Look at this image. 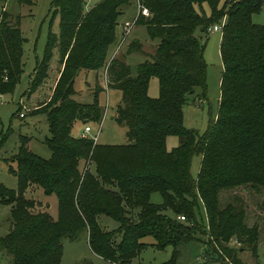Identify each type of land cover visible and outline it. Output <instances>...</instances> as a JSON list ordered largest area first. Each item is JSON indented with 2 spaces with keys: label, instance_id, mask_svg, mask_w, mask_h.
Instances as JSON below:
<instances>
[{
  "label": "trees",
  "instance_id": "1",
  "mask_svg": "<svg viewBox=\"0 0 264 264\" xmlns=\"http://www.w3.org/2000/svg\"><path fill=\"white\" fill-rule=\"evenodd\" d=\"M19 1L30 5L33 0ZM130 3L101 0L85 11V0L52 1L59 33H49L28 90L34 92L46 78L58 48L64 68L40 110L47 115L44 143L52 154L45 158L34 153L28 147L30 137L21 136L11 158L16 167L10 166L18 188L0 185L1 202L12 205V228L0 237V246L14 264H62V239H76L83 230L92 251L115 264H129L148 245L160 250L172 246V257L163 264H182L184 252L206 238L209 249L198 264H243L239 253L246 247L258 256L261 227L247 223L240 198L223 200L221 194L239 187L264 190V24L252 20L264 0H144L151 15L139 14L135 24L144 25L149 37L158 40L155 54L138 64L135 75L121 60L108 65L109 88L122 94L115 120L128 126V142L104 144L76 136L72 130L77 122L86 127L103 117L101 90L91 103L73 97L76 76L81 69L106 67L122 6ZM220 21L221 97L218 113L200 134L184 125L183 110L197 87L202 96L207 94L205 44L196 31L206 32ZM25 40L20 25L4 12L0 95L13 93L21 81ZM142 47L135 40L128 52H141ZM153 77L159 81L154 98L149 95ZM169 135L179 137L172 150L167 148ZM195 155L201 156L197 178L191 171ZM31 184L57 196V218L34 211L36 202L25 197ZM155 192L163 203L151 201ZM202 211L206 225L199 219ZM103 216L119 226L106 229L99 223ZM146 236L155 242H144Z\"/></svg>",
  "mask_w": 264,
  "mask_h": 264
},
{
  "label": "rangeland",
  "instance_id": "2",
  "mask_svg": "<svg viewBox=\"0 0 264 264\" xmlns=\"http://www.w3.org/2000/svg\"><path fill=\"white\" fill-rule=\"evenodd\" d=\"M53 0H33L29 4H21L19 0H0V18L4 12L9 14V20L13 24H19L23 36L26 38L24 42V72L21 81L16 86L13 93L0 95V185L8 188L17 189L18 179L10 171V166L16 167V163L11 158L18 152L21 136H30L32 141L29 149L42 157H51V150L43 143L44 138L49 134L48 122L44 113L43 106L39 108H29L28 105L20 103L21 99L27 101L28 90L34 75V70L40 60H42L46 45L48 42L51 21H54ZM101 0H85V11L90 9L96 2ZM205 11L208 13L210 8L204 5ZM138 13V5L136 0H131L128 5L122 6V13L119 16V25L117 26V36H120L121 23L129 20L133 21ZM252 20L256 24H264V6L263 9L253 14ZM222 21L217 25L221 26ZM202 32L200 29L196 31V35L205 44V59L207 61V94L202 96V89L197 87L195 93L190 96L189 101L184 105V125L187 128L197 130L200 134H204L212 119L218 113L219 100L221 97V79L223 75L224 65L221 57V39L222 29ZM138 36L145 45V50L152 54L156 52L155 42L148 35L145 26H138L133 32ZM119 41V39H118ZM117 47V42L114 44ZM137 56V57H136ZM137 58V61H136ZM145 58L135 55L132 58V65L136 72L137 63L144 61ZM56 62V61H55ZM54 68L52 69V71ZM57 73V72H56ZM51 75L50 83L55 81V75ZM90 81L94 83L99 81L104 85L105 76L99 73L89 75ZM85 70L82 71L75 80V88L85 91L87 88L85 79ZM100 94V102L103 107V117L101 121H91L88 124L92 127V131L88 135L92 138L98 136V142L104 144H124L128 142L127 131L128 126L125 123H118L115 120L116 110L121 103L122 94L115 89H108ZM97 90L99 88L97 87ZM81 93V92H80ZM73 97L79 101L92 102L93 94L87 97V94L81 93ZM149 95L151 97L159 96V81L153 77L150 82ZM45 106V105H44ZM24 113V117L20 116ZM36 113H39L35 115ZM85 125L77 122L73 127V134L82 136ZM179 145V137L169 135L167 137V148L172 150ZM201 163V156L195 155L192 161V175L197 178ZM30 186V185H29ZM234 196L240 198L247 208V223L249 225L258 224L261 227L258 256H254L249 247L239 253V257L243 264H264V190L257 193L252 188L247 189L239 187L232 190H224L221 194L223 200L233 201ZM25 197L32 198L36 202L34 211H47L55 218L58 216V199L56 195L50 198L52 203L46 201V195L42 193L25 191ZM151 201L156 204L163 203L161 193L155 192L151 196ZM12 205L1 202L0 197V237L6 236L12 228ZM167 214L172 215V211L168 210ZM202 217V218H201ZM199 219L205 222V212H201ZM99 223L108 230L115 229L119 223L107 216L99 218ZM144 242L153 243L155 239L152 236H146L142 239ZM63 257L62 264H115L92 251L88 242V231L83 230L76 239L65 237L62 239ZM235 245V243H233ZM238 245V244H237ZM240 246V245H238ZM209 249L208 239L200 246L191 245L183 254L182 264H193L195 261L201 262L205 257L206 251ZM173 247L168 246L165 249H158L155 246H146L141 253L131 260L129 264H163L172 257ZM0 264H14L13 257L0 246ZM230 264V263H228Z\"/></svg>",
  "mask_w": 264,
  "mask_h": 264
},
{
  "label": "crops",
  "instance_id": "3",
  "mask_svg": "<svg viewBox=\"0 0 264 264\" xmlns=\"http://www.w3.org/2000/svg\"><path fill=\"white\" fill-rule=\"evenodd\" d=\"M98 3V2H96ZM94 6V5H93ZM122 10V9H121ZM138 17V13H137V16L136 18H134L133 21H129V20H126L124 22L121 23L120 27H121V31H120V36L118 37L117 36V28H116V39L115 41L110 45L109 47V50H108V55H107V65L105 68H102V69H99V70H88V69H81L76 78L78 77V75L85 70V76L87 79L86 80V85H87V88L85 91H80L81 93H85L87 94V97H90L92 94H93V100H94V95L96 93L97 90V87L99 88L100 93H99V101H100V94L103 92V91H106L108 89H111L109 88V81H108V65L113 61V60H121L123 62H125L126 64H128L130 67H131V70H132V74L135 75L136 72H137V67H136V72L133 68V65H132V58L135 56V55H138V56H143V58H145V60L147 59H151V57L155 54L153 53L152 54H149V52H147L144 48H145V45L143 44V42L141 41L140 38H138V36L134 35V31H135V28H137L138 26H144V25H137L135 23H133L134 21L136 22V19ZM127 22H130V23H133L132 27L130 28V31L129 33L126 35V23ZM59 23H60V18H59V15L56 16L55 20L54 21H51V27H50V31L49 33L52 31L54 33H59ZM119 25V20H118V24L117 26ZM26 39V38H25ZM119 39V41H118ZM151 39V38H150ZM135 40H138L142 43L143 47H142V50L141 52H132V53H129L128 52V46L131 42L135 41ZM154 41V40H152ZM117 42V47L115 48L114 47V44H116ZM155 42V41H154ZM158 42H155V47H156V44ZM24 57V55H23ZM137 57V56H136ZM144 60V61H145ZM56 61V62H55ZM136 61H137V58H136ZM24 62V60H23ZM143 62V61H141ZM139 62V63H141ZM137 63V64H139ZM24 66H25V63H24ZM138 66V65H137ZM37 67V66H36ZM54 68V70L52 71V69ZM64 68V65L60 62V52H59V49L56 48L54 50V54H53V57L50 61V65H49V69H48V73H47V76L46 78L42 81V83L39 85V87L32 93L28 92V95H27V101L26 102L24 99H21L20 100V103H22L23 105H28L29 108H39L41 106H44L47 104V102L50 101L52 95H53V92H54V89L56 87V84L60 78V75H61V72ZM57 72V73H56ZM36 73V68L34 70V75ZM55 81L53 84L50 83V79L52 78L51 75L55 74ZM92 73H96L97 74V77H98V74L99 73H103L104 76H105V80H104V85L103 84H100L99 81H95L94 83H92V81H90V74ZM33 75V77H34ZM33 77L31 79H33ZM76 80V79H75ZM76 90V94L75 95H78L80 92L75 88ZM80 93V94H81ZM76 99V98H75ZM77 100V99H76ZM79 101V100H78ZM80 102H83V101H80ZM93 102V101H92ZM84 103H91V102H84ZM100 105L102 106L101 102H100ZM44 113V112H42ZM39 113H36L35 115H37ZM45 117H46V120H47V115L46 113H44ZM21 116V115H20ZM24 117V116H23ZM49 128V126H48ZM84 132V130L82 131V133ZM87 137H90L88 134H86ZM30 137V136H29ZM97 139H96V142H98V136H96ZM92 138V137H91ZM32 141V137H30V140H29V143H28V146L30 144V142ZM43 143H44V140H43ZM100 143V142H99ZM44 145L46 146V144L44 143ZM47 147V146H46ZM37 154V153H36ZM46 158V157H45ZM27 190H30L31 192H35V193H44V190L41 186L37 185V184H31ZM45 194V193H44ZM46 195V194H45ZM54 195V194H53ZM52 195H46V201L52 203L51 201H53L50 197ZM57 197V196H56ZM32 199V198H31ZM48 211V210H47ZM53 217H55L54 215H52ZM58 217V216H57Z\"/></svg>",
  "mask_w": 264,
  "mask_h": 264
},
{
  "label": "built area",
  "instance_id": "4",
  "mask_svg": "<svg viewBox=\"0 0 264 264\" xmlns=\"http://www.w3.org/2000/svg\"><path fill=\"white\" fill-rule=\"evenodd\" d=\"M136 1H137V5H138V15L143 14L144 16H147V17L150 16L151 13H150L149 9L145 6L144 0H136ZM133 23H135V21ZM133 23H130V22L126 23V35L129 33L130 28L132 27ZM209 30H211V28ZM213 30H215V31L221 30V26L214 25ZM20 115L23 117L25 114L21 113ZM91 131H92V127L90 125L86 126L84 128V132H83L82 136L87 137L86 134H88ZM94 139L96 141L97 137L95 136ZM179 219L185 220V216L181 215V216H179Z\"/></svg>",
  "mask_w": 264,
  "mask_h": 264
}]
</instances>
